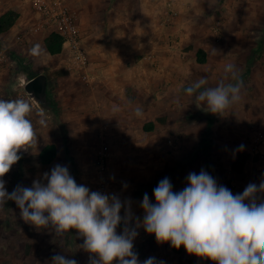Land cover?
Instances as JSON below:
<instances>
[{"label": "crops", "instance_id": "crops-1", "mask_svg": "<svg viewBox=\"0 0 264 264\" xmlns=\"http://www.w3.org/2000/svg\"><path fill=\"white\" fill-rule=\"evenodd\" d=\"M29 1L22 7L6 1L10 6L0 15L14 9L19 17L3 32V45L14 46L16 58L28 65L26 81L46 75L52 104L45 108L18 94L32 106L37 144L21 150L3 177L9 193L34 180L46 183L43 174L59 164L91 191L130 201L142 220L144 194L155 203L153 189L165 177L178 192L190 172L204 169L233 194L264 180V160L253 153L257 134L264 133V0H81L75 25L87 61L78 67L66 44L59 53L47 51L50 30L35 37L20 30ZM34 45L39 55L31 54ZM229 62L243 81L241 100L223 115L212 114L184 89L204 76L207 86H215ZM138 106L140 117L134 114ZM50 144L55 156L42 163L39 154ZM240 145L243 151H237ZM103 146L106 163L100 170L95 159ZM242 153L246 161L235 171ZM258 197V203L264 200V194ZM137 231L133 243L141 264L150 257L157 264H215L188 254L183 245L158 244L143 227ZM82 244L75 229L58 236L25 223L14 201L0 205V264H52L57 254L89 264Z\"/></svg>", "mask_w": 264, "mask_h": 264}, {"label": "clouds", "instance_id": "clouds-1", "mask_svg": "<svg viewBox=\"0 0 264 264\" xmlns=\"http://www.w3.org/2000/svg\"><path fill=\"white\" fill-rule=\"evenodd\" d=\"M40 51L39 45L30 50L32 55ZM223 73L215 86H207L204 76L185 88V94L210 113L223 115L241 100L243 87L234 63H226ZM32 111L23 99H0V205L14 201L25 223L37 229L51 228L58 236L75 229L83 238L80 247L90 254L89 264H141L133 243L140 227L154 234L158 244L169 242L176 249L183 245L188 254L215 264H264V200L258 203V194H264V180L259 185L249 183L242 193L233 194L204 169L199 174L190 172L187 186L178 192L165 177L153 189L155 203L144 194L142 220L132 213L130 201L91 191L76 182L68 167L59 164L43 174L46 183L34 180L31 187L17 185L9 193L3 177L21 159V150L37 144L29 118ZM134 114L142 116L143 109L136 107ZM39 123L46 125L44 119ZM243 150V145L237 149ZM51 262L77 264L61 254L54 255ZM142 264L157 261L150 257Z\"/></svg>", "mask_w": 264, "mask_h": 264}, {"label": "built area", "instance_id": "built-area-1", "mask_svg": "<svg viewBox=\"0 0 264 264\" xmlns=\"http://www.w3.org/2000/svg\"><path fill=\"white\" fill-rule=\"evenodd\" d=\"M30 2L43 18L44 27L50 30V32L54 31L63 36L62 46L66 44L71 51L72 65L78 67L85 64L87 61L86 50L81 45L77 27L63 0H30ZM34 30L37 31L38 28ZM8 59L7 48L3 44H0V75ZM25 82L26 80L22 79L21 87ZM25 94L27 93L25 92ZM256 138L253 153L264 160V133L257 134ZM259 146H263V149H260ZM106 151L107 147L103 146L96 155L95 162L100 170L105 168ZM101 189L103 187H100V191Z\"/></svg>", "mask_w": 264, "mask_h": 264}, {"label": "rangeland", "instance_id": "rangeland-1", "mask_svg": "<svg viewBox=\"0 0 264 264\" xmlns=\"http://www.w3.org/2000/svg\"><path fill=\"white\" fill-rule=\"evenodd\" d=\"M16 6L14 3L16 1L18 4H23V0H0V13L5 10V8L9 7L10 5ZM66 8L68 9L70 15L72 16L73 22L76 24L78 23L79 18V5L81 0H63ZM29 4L26 5L23 9H25L22 19L20 21V30H22L25 34L31 35V36H40L43 34V32L47 31L48 29L44 27L43 18L40 16V14L33 8L32 3L29 1ZM44 23V24H43ZM38 28L37 31L34 29ZM15 32V34L12 36L13 41L16 37L21 35V31ZM49 31V30H48ZM4 34L0 33V44L4 43ZM14 46L13 47H7V52L9 59L5 64V70L4 72H1L0 75V99L3 100H15L20 99L21 95L22 97L28 96L25 94V91L21 87L22 79H25L23 76V73H29L28 65L27 64H21V62L16 58V55L14 53ZM21 88V89H20ZM19 92H21V95L19 96ZM24 95V96H23ZM28 99V98H27Z\"/></svg>", "mask_w": 264, "mask_h": 264}, {"label": "trees", "instance_id": "trees-1", "mask_svg": "<svg viewBox=\"0 0 264 264\" xmlns=\"http://www.w3.org/2000/svg\"><path fill=\"white\" fill-rule=\"evenodd\" d=\"M19 13L14 9H9L0 15V33L6 32L16 22ZM63 36L57 32H50L44 39L47 51L50 54L59 53L62 49ZM42 163L50 162L55 156L54 145H46L39 154ZM247 155L242 153L233 163L232 168L235 171H240L246 161Z\"/></svg>", "mask_w": 264, "mask_h": 264}, {"label": "water", "instance_id": "water-1", "mask_svg": "<svg viewBox=\"0 0 264 264\" xmlns=\"http://www.w3.org/2000/svg\"><path fill=\"white\" fill-rule=\"evenodd\" d=\"M23 90L40 106L45 108L51 106V100L47 96V77L45 74L39 73L27 80L23 85Z\"/></svg>", "mask_w": 264, "mask_h": 264}]
</instances>
